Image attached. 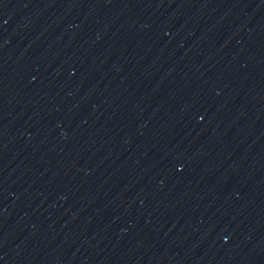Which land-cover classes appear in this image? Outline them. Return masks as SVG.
<instances>
[{
    "label": "water",
    "instance_id": "1",
    "mask_svg": "<svg viewBox=\"0 0 264 264\" xmlns=\"http://www.w3.org/2000/svg\"><path fill=\"white\" fill-rule=\"evenodd\" d=\"M203 216L264 264V0H47Z\"/></svg>",
    "mask_w": 264,
    "mask_h": 264
}]
</instances>
